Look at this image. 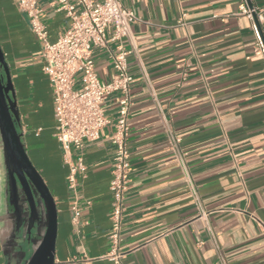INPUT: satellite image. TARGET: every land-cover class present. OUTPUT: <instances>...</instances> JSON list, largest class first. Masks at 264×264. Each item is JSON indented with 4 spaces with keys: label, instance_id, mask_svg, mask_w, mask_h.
Returning a JSON list of instances; mask_svg holds the SVG:
<instances>
[{
    "label": "crops",
    "instance_id": "0c3cea01",
    "mask_svg": "<svg viewBox=\"0 0 264 264\" xmlns=\"http://www.w3.org/2000/svg\"><path fill=\"white\" fill-rule=\"evenodd\" d=\"M119 1L139 18L131 40L121 44L131 51L133 76L124 263L264 264V55L255 52L253 16L244 12L251 8L246 0ZM249 2L264 41V0ZM38 6L54 42L70 18L56 0H38ZM119 45L110 40L94 48L100 79L112 78L111 55ZM0 47L26 153L57 207L55 264H113L106 257L114 153L109 136L118 94L103 102L111 123L82 149L81 223L75 227L41 47L14 0H0ZM167 131L181 138L185 167L169 149Z\"/></svg>",
    "mask_w": 264,
    "mask_h": 264
},
{
    "label": "built area",
    "instance_id": "2783aa9c",
    "mask_svg": "<svg viewBox=\"0 0 264 264\" xmlns=\"http://www.w3.org/2000/svg\"><path fill=\"white\" fill-rule=\"evenodd\" d=\"M18 9L27 16L31 32L41 47L42 70L49 79L52 89L54 137L62 147V160L67 166L66 186L70 196L71 221L75 227L81 223L80 179L85 165L82 159L84 144L99 138L103 127L111 123L103 107L104 100L118 94L117 116L109 136L114 145L112 178L109 190L112 195L109 212V252L106 257L113 264H125L121 249L122 226L125 212L124 199L129 186V111L131 106V84L127 56L131 52L122 46L131 40V26L139 21L134 11L119 0H56L60 10L70 18V25L59 34L54 42L48 41L47 29L41 19L38 0H14ZM249 16L255 10L244 9ZM107 29L112 31L108 37ZM256 39L255 52L264 55V42L253 21ZM110 40L120 42L112 53L113 76L110 80L100 79L92 52L96 47H106ZM81 75L80 88L74 87V79ZM169 149L178 163L185 167L180 150L181 138L167 131ZM74 150H79L75 153ZM90 205V200L84 201Z\"/></svg>",
    "mask_w": 264,
    "mask_h": 264
},
{
    "label": "flooded vegetation",
    "instance_id": "af4514ba",
    "mask_svg": "<svg viewBox=\"0 0 264 264\" xmlns=\"http://www.w3.org/2000/svg\"><path fill=\"white\" fill-rule=\"evenodd\" d=\"M2 166L0 264H26L46 230L47 210L32 180L18 173L14 161L6 163L3 153Z\"/></svg>",
    "mask_w": 264,
    "mask_h": 264
},
{
    "label": "water",
    "instance_id": "95a60500",
    "mask_svg": "<svg viewBox=\"0 0 264 264\" xmlns=\"http://www.w3.org/2000/svg\"><path fill=\"white\" fill-rule=\"evenodd\" d=\"M246 2L249 8H252L249 0H246ZM252 16L260 31L256 14L253 13ZM19 119L15 92L8 64L0 47V141L3 157L6 163L8 161H14L17 164L18 173L23 178L32 180L39 195V199L47 210L46 230L26 264H55L57 207L49 187L26 153L23 137L19 131Z\"/></svg>",
    "mask_w": 264,
    "mask_h": 264
},
{
    "label": "rangeland",
    "instance_id": "374dc122",
    "mask_svg": "<svg viewBox=\"0 0 264 264\" xmlns=\"http://www.w3.org/2000/svg\"><path fill=\"white\" fill-rule=\"evenodd\" d=\"M2 173H3V166H2V145L0 141V193L2 190ZM1 208V206H0Z\"/></svg>",
    "mask_w": 264,
    "mask_h": 264
}]
</instances>
